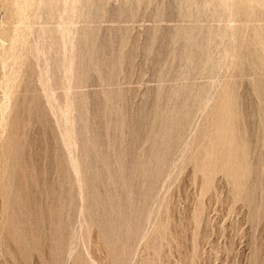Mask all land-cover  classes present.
Instances as JSON below:
<instances>
[{
	"label": "rangeland",
	"instance_id": "rangeland-1",
	"mask_svg": "<svg viewBox=\"0 0 264 264\" xmlns=\"http://www.w3.org/2000/svg\"><path fill=\"white\" fill-rule=\"evenodd\" d=\"M8 1L0 264H264V0Z\"/></svg>",
	"mask_w": 264,
	"mask_h": 264
},
{
	"label": "bare ground",
	"instance_id": "bare-ground-1",
	"mask_svg": "<svg viewBox=\"0 0 264 264\" xmlns=\"http://www.w3.org/2000/svg\"><path fill=\"white\" fill-rule=\"evenodd\" d=\"M0 1H1V3L3 2V4H7V2H9L8 0H0ZM12 1H13V2H12V5H13V3L15 4V1H14V0H12ZM20 1H21V0H20ZM45 1H46V0H45ZM212 1H213V0H212ZM216 1H217V0H216ZM220 1L222 2L223 0H219L218 5H219V4H222ZM229 1H230V0H229ZM235 1L237 2V0H234L233 3H235ZM17 2H19V1H17ZM37 2H38V1H37ZM37 2H36L35 4H37ZM54 2H55V1H54ZM70 2H71V1H70ZM72 2H73V1H72ZM75 2L77 3V0H76ZM80 2H82V1H80ZM252 2H253V1H252ZM10 3H11V0H10ZM10 3H9V4H10ZM38 3H39V2H38ZM51 3H52V2H51ZM58 3H59V2H58ZM66 3H67V2H66ZM210 3H211V2H210ZM213 3H214V2H213ZM228 3H229V2H228ZM9 4H8V5H9ZM207 4H208V3H207ZM12 5H11V6H12ZM28 5H29V4H28ZM213 5H216V4L214 3ZM232 5H233V4H232ZM238 5H240V4H238ZM257 5L259 6V4H257ZM262 5H263V4H262ZM5 6H6V5H5ZM5 6H4V7H5ZM11 6H10V8H12ZM15 6H16V5H15ZM18 6H19V5H18ZM21 6H22V5H21ZM72 6H73V3H72ZM76 6H77V5H76ZM76 6H74V7H76ZM208 6H209V4H208ZM224 6H225V5H224ZM228 6H229V5H228ZM236 6H237V5H236ZM249 6H250V5H249ZM252 6H253V5H252ZM63 7H64V6H63ZM66 7H67V6H66ZM211 7H212V6H211ZM215 7H216V6H215ZM218 7H219V6H218ZM232 7H233V6H232ZM232 7H230V8H231V11H233V10H232ZM240 7H241V6H240ZM7 8H8V7H7ZM7 8H6V10H9V8H8V9H7ZM13 8H14V7H13ZM59 8H60V7H59ZM212 8H213V7H212ZM220 8H221V7H220ZM227 8H228V7H227ZM260 8H261V7H260ZM60 9H62V8H60ZM74 9H75V8H74ZM76 9H77V8H76ZM186 9H187V8H186ZM189 9H190V8H189ZM189 9L187 10L188 12H190ZM193 9H194V8H193ZM196 9H197V8H196ZM196 9H195V10H196ZM198 9H199V8H198ZM214 9H215V8H214ZM214 9H213V11H215ZM216 9H217V8H216ZM225 9H226V8H225ZM228 9H229V8H228ZM233 9H234V8H233ZM241 9H243V7H242ZM244 9H246V8H244ZM40 10H41V9H40ZM62 10H63V9H62ZM69 10H70V8H69ZM71 10H72V8H71ZM195 10H194V11H195ZM248 10H249V7H248ZM248 10H247V11H248ZM12 11L14 12V9H13ZM12 11L10 10V11H8V12L11 13ZM21 11H22V10H21ZM45 11H47V10L45 9ZM51 11H52V10H51ZM63 11H64V10H63ZM63 11H62V12H63ZM76 11H77V10H76ZM192 11H193V10H192V8H191V12H192ZM219 11H220V10H219ZM224 11H225V10H224ZM226 11H227V10H226ZM235 11H236V10H235ZM235 11H234V12H235ZM245 11H246V10H245ZM245 11H244V12H245ZM249 11H251V10H249ZM16 12H17V11H16ZM16 12H14V13H16ZM19 12H20V11H19ZM43 12H44V11H43ZM48 12H49V11H48ZM66 12H67V10H66ZM72 12H73V10H72ZM199 12H200V11H199ZM228 12H229V10H228ZM234 12L232 13L233 15H234ZM237 12H239L238 9H237ZM10 13H9V15H7V16H10ZM14 13H13V14H14ZM20 13H21V12H20ZM45 13H46V12H45ZM56 13H57V12H55V15H56ZM59 13H60V11H59ZM67 13H69V12H67ZM67 13H66V15H67ZM78 13H79V11H78ZM193 13H194V12H193ZM229 13H230V12H229ZM235 13H236V12H235ZM239 13H240V12H239ZM249 13H250V12H249ZM249 13H248L247 15H249ZM5 14H7V13H5ZM13 14H12V15H13ZM18 14H19V13H18ZM53 14H54V13H53ZM53 14L51 13V16H53ZM60 14L62 15V13H60ZM187 14H188V16H189L190 13H187ZM187 14H186V16H187ZM214 14H216V13L214 12ZM214 14H213V16H214ZM218 14H219V13H218ZM220 14H221V13H220ZM242 14H243V13H242ZM242 14H241V15L238 14V15L241 16V18H242ZM244 14H245V13H244ZM44 15H45V14H44ZM55 15H54V16H55ZM70 15H71V14H70ZM235 15H236V14H235ZM235 15H234V16H235ZM245 15H246V14H245ZM245 15H244V16H245ZM54 16H53V17H54ZM58 16H59V15H58ZM63 16H64V15H63ZM77 16H78V15H77ZM215 16H216V15H215ZM10 17H11V16H10ZM10 17H8V18H10ZM12 17H13V16H12ZM12 17H11L10 19H12ZM16 17H17V16H16ZM18 17L20 18L21 15L18 16ZM37 17H38V16H37ZM43 17H44V16H43ZM46 17H48V15H47ZM46 17H44V18H46ZM56 17H57V16H56ZM56 17H54V18H56ZM61 17H62V16H61ZM69 17H70V16H69ZM69 17L67 16V19H68ZM248 17H249V16H248ZM48 18H49V17H48ZM48 18H47V20H48ZM50 18H51V17H50ZM71 18H72V17H71ZM192 18H193V17H192ZM234 18H235V17H234ZM246 18H247V17H246ZM5 19H6V17H5V15L3 14V16H2V18H1V20H0V27L4 25V23H5ZM10 19H9V20H10ZM37 19H38V18H37ZM37 19L35 20V22H37ZM13 20H14V19H13ZM13 20H12V21H13ZM15 20H16V19H15ZM33 20H34V19H33ZM39 20H40V19H38V21H39ZM49 20L52 21V18L49 19ZM49 20H48V21H49ZM56 20H57V19H56ZM70 20H71V19H70ZM247 20H248V19H247ZM28 21H29V20H28ZM57 21H58V20H57ZM7 22H8V21H7ZM30 22H31V21H30ZM30 22H29V23H30ZM33 22H34V21H33ZM52 22H54V21H52ZM72 22H73V20H72ZM72 22H71V23H72ZM15 23H16V22H15ZM20 23H21V22H20ZM54 23H55V22H54ZM54 23H53V24H54ZM58 23H59V22H58ZM27 24H28V23H27ZM50 24H51V23H50ZM59 24H61V23H59ZM12 25L14 26L15 24H13V22H12ZM23 25H24V24H23ZM23 25H20V26L23 27ZM61 25L63 26V24H61ZM4 26H5V25H4ZM7 26H8V25H7ZM7 26H6V27H7ZM13 26H11V27H13ZM18 26H19V25H18ZM20 26H19V27H20ZM24 26L26 27V25H24ZM32 26H33V25H32ZM35 26L38 27L37 24H36ZM40 26H42V25H40ZM66 26H67V25H66ZM68 26H69V25H68ZM71 26H72V25H71ZM11 27H8V28L10 29ZM36 27H35V28H36ZM46 27H47V26H46ZM2 28H3V27H2ZM4 28H5V27H4ZM14 28H15V27H13V29H14ZM35 28H34V29H35ZM69 28H70V26H69ZM5 29H6V28H5ZM5 29H3V30H5ZM21 29H22V30L24 29L23 31H25V28H21ZM28 29H29V28H28ZM44 29L46 30V28H44ZM55 29H56V28H55ZM62 29H63V28H62ZM73 29H74V28H73ZM255 29H256V28H255ZM11 30H12V28H11ZM15 30H16V29H15ZM22 30H20L21 33H22ZM40 30H41V29H40ZM47 30H48V29H47ZM53 30H54V29H53ZM57 30H58V29H57ZM69 30H70V29H69ZM13 31H14V30H13ZM20 31H19V32H20ZM34 31H36V30H34ZM37 31H38V30H37ZM48 31H49V30H48ZM73 31L75 32V30H73ZM235 31H236V30H235ZM5 32H6V31H5ZM11 32H12V31H11ZM14 32H15V34L17 33L16 31H14ZM14 32H12V33L10 34V35H12V36L9 37L7 43L10 42L9 40H12V39H10V38H13ZM26 32H27V31H26ZM53 32H54V31H53ZM55 32H57V33L55 34ZM55 32L52 33V36H50L51 39H52V38H56V36H57V34H58L59 31H55ZM69 32H71V31H69ZM218 32H219V31H218ZM222 32H223V31H222ZM233 32H234V31H233ZM1 33H3V32H1ZM24 33H25V32H24ZM24 33H23V34H24ZM32 33H33V31H32ZM36 33H37V32H36ZM39 33H41V32H39ZM211 33H212V32H211ZM214 33H215V32H214ZM7 34H9V32H8ZM7 34H6V35H7ZM19 34H20V33H18V35H19ZM43 34H44V33H43ZM53 34H54V37H53ZM63 34H64V33H63ZM66 34H67V33H66ZM70 34H71V33H70ZM236 34H237V32H236ZM20 35H21V34H20ZM20 35H19V36H20ZM35 35H38V34H35ZM35 35H34V36H35ZM45 35H46V34H45ZM55 35H56V36H55ZM60 35H61V34H60ZM60 35H59V37H61ZM71 35H72V34H71ZM71 35H70V36H71ZM237 35H238V34H237ZM2 36H4V34H2ZM14 36H15V35H14ZM48 36H49V35H48ZM66 36H67V35H65V37H66ZM73 36H74V34H73ZM213 36H214V35H213ZM215 36H216V35H215ZM218 36H219V35H218ZM234 36H235V35H234ZM257 36H258V35H257ZM25 37H26V36H25ZM27 37H28V36H27ZM62 37H64V36H62ZM262 37H263V36H262ZM35 38H37V37H35ZM27 39H28V38H27ZM31 39H32V38H31ZM43 39H44V38H43ZM43 39H42V40H43ZM51 39H48V41L51 40ZM67 39H68V38H67ZM67 39H66V40H67ZM15 40H16V39H15ZM15 40H14V41H15ZM18 40H19V37H18ZM23 40H24V39H23ZM39 40H40V39H39ZM56 40H59V39H58V38L55 39V42H56ZM62 40H63V39H62ZM75 40H76V37H75ZM75 40H74V41H75ZM257 40H258V39H256V41H257ZM12 41H13V40H12ZM24 41H25V40H24ZM60 41H61V40H60ZM64 41H65V39H64ZM74 41H73L72 43H75ZM236 41H237V40H236ZM236 41H235V43H237ZM238 41H239V40H238ZM256 41H255V43L258 44L259 41H258V42H256ZM260 41H261V40H260ZM262 41H263V40H262ZM17 42H18V41H17ZM21 42H22V41H21ZM14 43H16V42H14ZM19 43H20V42H19ZM19 43H17V44H19ZM33 43H35V42H33ZM37 43H38V41H37ZM49 43H50V41H49ZM61 43H62V42H61ZM69 43H70V41H69ZM232 43H233V42H232ZM11 44H12V43L10 42V45H11ZM20 44H21V43H20ZM39 44H41V43L39 42ZM42 44H43V43H42ZM46 44H48V43H47V42L45 43V48H47ZM55 44H57V45L60 46V43H59V42H58V43L56 42ZM75 44H76V43H75ZM233 44H234V43H233ZM257 44H256V45H257ZM10 45L8 46V50H9ZM52 45H53V43H52ZM52 45H51V46H52ZM62 45H63V44H62ZM73 45H74V44H73ZM229 45H230V44H229ZM234 45H235V44H234ZM238 45H240V41H239V44H238ZM238 45H237V46H238ZM11 46H12V45H11ZM13 46H14V44H13ZM35 46H36V44H35ZM48 46H49V44H48ZM51 46H50V47H51ZM66 46H68V45H66ZM69 46H70V44H69ZM202 46H204V45H202ZM237 46H236V47H237ZM259 46H260V45H259ZM259 46H258V47H259ZM0 47H2V46H0ZM5 47H7V46L5 45ZM39 47H40V45H39ZM42 47H43V49H44V46H43V45H42ZM50 47L47 48V49H48L47 51L50 50V49H49ZM53 47H54V46H53ZM64 47H65V46H64ZM74 47H75V46H74ZM74 47H72V48H74ZM199 47H200V46H199ZM204 47H205V46H204ZM28 48H29V47H28ZM32 48H33V47H32ZM57 48H58V47H57ZM57 48H55V49H57ZM61 48H62V47H60V49H61ZM200 48H201V47H200ZM231 48H232V46H231ZM234 48H235V47H234ZM259 48H261V47H259ZM2 49H5V48H2ZM2 49H1V50H2ZM10 49H11V47H10ZM18 49H19V48H18ZM29 49H30V48H29ZM51 49H52V48H51ZM66 49H67V48L65 47V49H64L63 51H66ZM69 49H70V48H69ZM74 49H75V48H74ZM201 49H202V48H201ZM235 49H236V48H235ZM261 49H262V48H261ZM1 50H0V51H1ZM35 50H36V47H35ZM37 50H39V49H37ZM37 50H36V51H37ZM41 50H42V49H41ZM52 50H53V49H52ZM52 50H51V51H52ZM61 50H62V49H61ZM61 50H60V51H61ZM75 50H76V49H75ZM6 51H7V50H6ZM17 51H18V50H17ZM17 51H16V52H17ZM36 51H35V54H37ZM43 51H44V50H43ZM63 51H62V53H63ZM228 51H230V50H228ZM231 51H232V49H231ZM234 51L236 52L237 50H234ZM4 52H5V51H4ZM11 52H12V51H10V54H11ZM18 52H19V51H18ZM56 52H58V50H57ZM70 52H71V51H70ZM72 52H75V53H76V51H72ZM2 53H3V52H2ZM2 53H1V54H2ZM5 53L8 54V52H5ZM24 53H25V52H24ZM49 53H51V52H48V54H47V52H46V53L44 52V54H47V55H48V56L46 55L47 57H49ZM67 53H68V51H67ZM75 53H73V54H75ZM21 54H22V53H21ZM21 54H20V55H21ZM26 54H27V53H26ZM26 54H25V55H26ZM33 54H34V53H33ZM38 54H39V53H38ZM38 54H37V55H38ZM68 54H69V53H68ZM73 54H72V57H74ZM2 55H3V54H2ZM8 55H9V54H8ZM8 55H6V57H7ZM31 55H32V54H31ZM52 55H53V53H52ZM54 55H55V54H54ZM59 55H60V54H59ZM59 55H58V56H59ZM64 55H65V54H64ZM46 56H45V58H46ZM6 57H4V59H5ZM12 57H13V59H11V60L9 59V60H7V61H12V63H13V62H14V59H16V57L14 58V55H13ZM29 57H30V56H29ZM32 57H33V56H32ZM35 57H36V56H35ZM38 57H39V56H38ZM38 57H37V58H38ZM53 57H54V56H53ZM53 57H52V58H53ZM55 57H56V56H55ZM60 57H61V56H60ZM65 57H66V56H65ZM65 57H64V58H65ZM0 58H1V55H0ZM22 58H23V57H22ZM22 58H21V60H22ZM25 58H26V57H25ZM25 58H24V59H25ZM40 58H41V57H40ZM57 58H58V57H57ZM57 58H55V60H56ZM62 58H63V57H62ZM62 58H61V59H62ZM18 59H20V57H19ZM18 59H17V60H18ZM41 59H43V58H41ZM68 59H69V58H68ZM1 60H2V59H1ZM26 60H27V58H26ZM35 60H36V58H35ZM37 60H38V59H37ZM59 60H60V59H59ZM72 60H73V59H72ZM43 61L45 62V60H43ZM43 61H42V62H43ZM47 61H49V60L47 59ZM56 61H57V60H56ZM60 61H61V60H60ZM60 61H59V62H60ZM74 61H75V57H74ZM19 62H20V60H19ZM26 62H27V61H26ZM39 62H41V60H40ZM44 62H43V63H44ZM51 62H52V61H51ZM51 62H49V63H51ZM53 62H54V63H53L54 66L57 65V64H55V61H54V60H53ZM61 62H62V65H63V61H61ZM67 62H68V61H67ZM4 63H5V62H4ZM7 63H8V62H7ZM7 63H6V64H7ZM12 63H10V64H12ZM16 63H17V61H16ZM16 63H14L15 66H16ZM20 63H21V62H20ZM17 64H18V65H17V67H18V66H19V63H17ZM25 64H26V63H25ZM41 64H42V63H41ZM41 64H40V66H41ZM51 65H52V64H51ZM51 65H48V66L50 67ZM58 65H59V63H58ZM60 65H61V64H60ZM60 65H59V66H60ZM65 65H66V64H65ZM73 65H74V63H73ZM7 66H8V65H7ZM10 66H12V65H10ZM190 66H191V64H190ZM190 66H189V67H190ZM12 67H13V66H12ZM24 67H25V65H24ZM43 67H44V66H43ZM49 67H48V68H49ZM56 67H57V66H56ZM61 67H62V69H64L66 66H65L64 68H63V66H60V69H61ZM72 67H73V66H72ZM13 68H14V67H13ZM15 68H16V67H15ZM44 68H45V69H44ZM44 68H43L44 70L48 71V69H46V67H44ZM52 68H53V66H52ZM190 68H191V67H190ZM18 69H19V68H18ZM20 69H22V68H20ZM43 69H42V70H43ZM49 69H51V67H50ZM62 69H61V70H62ZM73 69H74V68H73ZM14 70H15V69H14ZM16 70H17V69H16ZM68 70H69V69H68ZM12 71H13V70H12ZM21 71H22V70H21ZM62 71H63V70H62ZM16 72H18V71H16ZM16 72H14V73H15V76L13 75L14 77H16L17 74H18V73H16ZM51 72H52V71H51ZM51 72H50V70H49V74L52 75ZM55 72H56V71H55ZM55 72H54V73H55ZM58 72H59V71H58ZM74 72H75V70L73 71V73H74ZM40 73H41V72H40ZM44 73H45V72H44ZM54 73H53V74H54ZM10 74H11V73L9 72V75H10ZM42 74H43V73H42ZM55 74L57 75V73H55ZM55 74H54L53 76H55ZM7 75H8V74H7ZM11 75H12V74H11ZM44 75H47V74L45 73V74H43V76H44ZM59 75H60V72H59ZM75 75H76V74L74 73L73 78L76 77ZM57 76H58V75H57ZM57 76H56V77H57ZM65 76H67V75H65ZM65 76H64V77H65ZM11 77H12V76H11ZM18 77H20L19 74H18ZM49 77H51V76H49ZM49 77H48V78H49ZM59 77H60V76H59ZM6 78L8 79L7 76H6ZM12 78H13V77H12ZM44 78H45V77H44ZM54 78H55V77H54ZM54 78H51V79H54ZM7 79H6V80H7ZM13 79H15V78H13ZM55 79H56V78H55ZM4 80H5V79H3V82H4ZM17 80H18V83L21 82L20 78H19V79H16V81H17ZM19 80H20V81H19ZM40 80H41V79H39V82H40ZM49 80H50V79H49ZM59 80H61V79L59 78ZM74 80H75V79H74ZM12 81H13V80H11V82H12ZM42 81H43V80H42ZM42 81H41V82H42ZM45 81H46V80H44V82H45ZM47 81H48V80H47ZM47 81H46V83H47ZM52 81H53V80H52ZM54 81L57 83V80H54ZM54 81H53V82H54ZM58 82H59V81H58ZM62 82H63V84H64V88L66 89V87H67L68 90H65L64 93L62 92L61 98L64 96L65 100H67L68 97H69V93L71 92V90H72L73 87L75 86V85H74L75 82L72 81V82L74 83V84L72 83V86H73V85H74V86L71 87L72 89L70 90V92H69V88H70V86H69V87L67 86L66 78H65L64 80H62ZM4 83H5V82H4ZM9 83H10V81H9ZM14 83H15V80H14ZM14 83H13V84H14ZM11 84H12V83H11ZM40 84H41V83H40ZM43 84H45V83H43ZM57 84H58V83H57ZM6 85H7V87H8L9 84H7V82H6ZM6 85H5V86H6ZM15 85H16V84H15ZM45 85H46V84H45ZM47 85H48V84H47ZM47 85H46V86H47ZM49 85H50V86L52 85V84L50 83V81H49ZM60 85H62V84H59V86H60ZM5 86H4V87H5ZM19 86H20V85H19ZM19 86H18V87H19ZM50 86H48V87L51 88ZM56 86H57V85H56ZM2 87H3V86H2ZM4 87H3V88H4ZM10 87H11V86H10ZM10 87H9V88H10ZM16 87H17V86H16ZM11 88H12V87H11ZM11 88H10V89H11ZM43 88H45V86H44ZM49 88H48V91H49ZM52 88H53V89H52ZM52 88H51V89L54 90V87H53V86H52ZM61 88H62V87H61ZM64 88H62V89H64ZM74 88L76 89V87H74ZM12 89H13V88H12ZM12 89H11V90H12ZM62 89H61V90H62ZM2 90L5 91V90H6V87H5V89H2ZM45 90H46V88H45ZM8 91H9V90H8ZM13 91H16V90H13ZM17 91H18V90H17ZM62 91H63V90H62ZM74 91H75V90H74ZM76 91H77V90H76ZM180 91H182V90H180ZM44 92H47V91H44ZM50 92H51V90H50ZM53 93H54V94H53ZM53 93H49V94L47 93V94H48L49 96H54V98L58 99V102H59V101H60V97H58V96L56 97L57 93H56V95H55V92H54V91H53ZM181 93H182V92H181ZM3 94H5V93H3ZM8 94H9V92H8ZM11 94H13V93H11ZM60 94H61V93H60ZM63 94H64V95H63ZM74 94H75V93H74ZM177 94H178V93H177ZM186 94H187V93H186ZM6 95H7V94H6ZM71 95H72V94H71ZM71 95H70V96H71ZM180 95H181V94H180ZM3 96H4V95H3ZM177 96H178V95H177ZM187 96H188V95H187ZM5 97H6V96H5ZM64 98H63V100H61V101L65 102V101H64ZM74 98H75V97H74ZM178 98H179V97H178ZM8 99H9V96H8ZM51 99H52V97H51ZM51 99H50V101H53V100H51ZM71 99H72V98H71ZM5 100H6V98H5ZM5 100H4V102H6ZM73 100H74V101H73L72 104H74V102H75V99H73ZM4 102H3V104H4ZM53 102H54V101H53ZM58 102H57L56 104H58ZM6 103H7V102H6ZM6 103H5L4 106H6ZM67 103H68V102H67ZM54 104H55V102L53 103V105H54ZM64 104H65V103H64ZM59 105H63V104H59ZM59 105H58V106H59ZM7 106H8V105H7ZM64 106H65V105H64ZM72 106H73V105H72ZM72 106H71V108L73 109L74 106H73V107H72ZM61 107H62V106H61ZM8 108H9V107H8ZM54 108H55V106H54ZM56 108H57V107H56ZM56 108H55V109H56ZM62 108H65V107H62ZM62 108H61V109H62ZM71 108H70V109H71ZM56 111H57V110H56ZM61 111H62V110H61ZM63 111H64V110H63ZM70 111H72V110H70ZM56 114H57V113H56ZM69 114H70V113H69ZM58 115H60V112H59ZM60 118H61V116H60ZM71 120H72V119H71ZM59 121H61V120L59 119ZM62 121H63V120H62ZM62 121H61V122H62ZM61 122H60V123H61ZM72 122H73V120H72ZM60 123H59V124H60ZM62 124H63V123H61V125H62ZM65 125H66V124H65ZM70 125H71V124H70ZM64 128H65V127H64ZM66 128H67V126H66ZM71 128H72V127H70V129H71ZM63 130H64V129H63ZM67 130H68V129H67ZM64 132H66V131H64ZM71 132H72V131H71ZM68 133L70 134V132H68ZM62 134H63V133H62ZM71 134H72V133H71ZM64 135H65V134H64ZM64 135H63V136H64ZM73 135H74V133H73L72 135H70V136L72 137ZM74 137H76V136H74ZM64 139H66V138H64ZM69 139H70V137H69ZM67 140H68V139H67ZM72 140H73V138H72ZM72 140H71V141H72ZM68 141H69V140H68ZM74 143L76 144V142H74ZM75 144H74V148H75ZM72 146H73V145H72ZM72 149H73V148H72ZM74 150H75V149H74ZM67 153H68V152H67ZM74 153H75V151H74ZM74 153H73V154H74ZM68 155H69V153H68ZM68 157H69V156H68ZM70 159H71V158H70ZM74 159H75V158H74ZM75 162H76V161H75ZM75 164H76V163H75ZM73 171H74V168H73ZM79 171H80V170H79ZM79 176H80V175H79ZM77 178H78V177H77ZM77 178H76V180H77ZM79 178L81 179V177H79ZM77 181H78V180H77ZM79 181H80V180H79ZM78 187H79V185H78ZM72 247H74V246H72ZM72 247H71V248H72Z\"/></svg>",
	"mask_w": 264,
	"mask_h": 264
},
{
	"label": "built area",
	"instance_id": "built-area-1",
	"mask_svg": "<svg viewBox=\"0 0 264 264\" xmlns=\"http://www.w3.org/2000/svg\"><path fill=\"white\" fill-rule=\"evenodd\" d=\"M2 16H3V10H2V8H0V20H1Z\"/></svg>",
	"mask_w": 264,
	"mask_h": 264
}]
</instances>
